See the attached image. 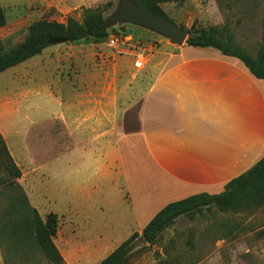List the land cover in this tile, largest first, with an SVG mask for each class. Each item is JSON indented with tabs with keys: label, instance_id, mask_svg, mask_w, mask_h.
<instances>
[{
	"label": "rangeland",
	"instance_id": "374dc122",
	"mask_svg": "<svg viewBox=\"0 0 264 264\" xmlns=\"http://www.w3.org/2000/svg\"><path fill=\"white\" fill-rule=\"evenodd\" d=\"M117 3L118 0H0L6 18L0 26V41L5 47L13 46L34 21L80 19L86 8L99 9L107 18ZM161 7L188 35L206 32L255 56L261 41L264 0H182L161 3ZM184 44H171L151 30L118 23L103 39L88 37L54 43L0 72V134L23 169L18 184L23 192L27 187L42 217L48 212L57 216L63 213L69 201L62 189L65 181L71 198L82 187L90 192V202L103 205L88 219L93 229H104L108 234L103 226L112 225L116 239L125 236L132 220L121 194L108 184L101 186L105 191L102 196L98 193L100 187L89 185L93 179L82 184L74 174L77 164L72 156H68L69 165L51 158L43 169L46 176L26 184L25 145L64 140L77 123L90 134V118L95 117L93 98L102 99L101 106L111 112L112 104L107 102L113 99L116 105V94L128 90L130 103L124 115L118 117L126 130L134 128L139 102L131 99L136 97L138 78L155 73V65L171 58ZM204 49L217 51L213 47ZM53 152L56 148H51ZM83 173L87 178L90 169ZM6 177L0 168V264H52L38 250L30 232L22 230L28 216L20 208L18 192L5 184ZM85 200V194L80 200L78 197V202ZM80 228L65 227L58 220L54 242L63 264H97L115 245L88 243L78 234L92 231L81 228L80 232ZM142 229L131 233L141 234ZM135 244L121 264H264V202L236 211H222L215 205L203 207L178 216L154 243L137 237Z\"/></svg>",
	"mask_w": 264,
	"mask_h": 264
},
{
	"label": "crops",
	"instance_id": "0c3cea01",
	"mask_svg": "<svg viewBox=\"0 0 264 264\" xmlns=\"http://www.w3.org/2000/svg\"><path fill=\"white\" fill-rule=\"evenodd\" d=\"M204 48L186 43L156 64L155 73L138 78L136 97L131 99L139 102L134 128L126 130L118 117L130 103L128 90L116 94V105L113 99L107 102L111 112L101 106L102 99L93 98L90 134L77 123L56 145L51 141L25 145L26 184L46 176L43 169L51 158L69 165L72 156L77 164L74 174L82 184L93 179L89 185L100 187L102 196L101 186L109 184L126 201L132 220L120 239L112 225L103 226L108 234L93 229L88 221L103 205L90 202V192L82 187L71 198L64 181L69 201L57 216V225L59 220L65 227L91 230L78 235L88 243H114L112 251L167 203L221 192L264 154V80L254 77L236 57ZM6 145L22 176L17 157ZM51 148L56 152L51 154ZM87 169L90 174L84 179ZM25 188L30 206L43 219L47 213L40 215ZM84 194L86 200L78 202Z\"/></svg>",
	"mask_w": 264,
	"mask_h": 264
},
{
	"label": "trees",
	"instance_id": "16d2710c",
	"mask_svg": "<svg viewBox=\"0 0 264 264\" xmlns=\"http://www.w3.org/2000/svg\"><path fill=\"white\" fill-rule=\"evenodd\" d=\"M135 3L166 16L161 3L180 2L182 0H133ZM168 18V17H167ZM6 18L0 6V26ZM113 23H109L99 9L86 8L80 19L67 17L65 22L46 18L34 21L23 39L13 46L5 47L0 41V72L26 59L40 54L48 45L58 41H76L84 38L103 39ZM186 43L191 46L213 47L222 54L239 59L256 78L264 80V11L262 34L254 57L229 42L206 32L189 34ZM0 168L7 174L5 184L11 185L19 194L22 208L28 216L22 223V230L29 231L38 250L52 264H63V258L53 239L57 232V215L49 212L42 219L35 208L31 207L25 192L18 184L20 168L15 164L7 145L0 134ZM264 202V154L247 170L230 179L219 193H197L164 205L150 218L142 233H131L97 264H121L135 247L137 237L144 242L154 243L160 232L171 225L181 215L197 211L203 207L215 205L222 211H236L250 208Z\"/></svg>",
	"mask_w": 264,
	"mask_h": 264
},
{
	"label": "water",
	"instance_id": "95a60500",
	"mask_svg": "<svg viewBox=\"0 0 264 264\" xmlns=\"http://www.w3.org/2000/svg\"><path fill=\"white\" fill-rule=\"evenodd\" d=\"M106 20L113 24L131 23L140 26L158 33L175 45L186 43L188 37L187 31L169 18L157 15L133 0H118L115 10Z\"/></svg>",
	"mask_w": 264,
	"mask_h": 264
}]
</instances>
